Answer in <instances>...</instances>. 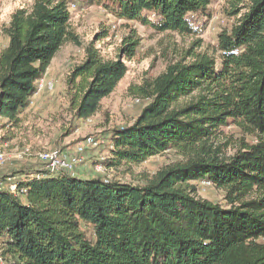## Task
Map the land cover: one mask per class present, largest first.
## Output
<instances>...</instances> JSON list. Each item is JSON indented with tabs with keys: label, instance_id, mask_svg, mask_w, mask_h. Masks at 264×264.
Segmentation results:
<instances>
[{
	"label": "trees",
	"instance_id": "1",
	"mask_svg": "<svg viewBox=\"0 0 264 264\" xmlns=\"http://www.w3.org/2000/svg\"><path fill=\"white\" fill-rule=\"evenodd\" d=\"M215 0H35L0 32V145L13 139L60 49L83 46L71 7L102 5L115 18L160 34L196 37ZM237 19L215 49L188 50L130 93L146 107L116 128L109 167H138L169 151L182 160L137 182L21 170L16 196L0 189V244L13 264H264V0H224ZM107 59L85 46L66 79L70 122L92 119L141 49L137 32ZM233 123L255 138L234 156L213 150ZM38 164V163H37ZM211 183L225 205L197 197ZM3 255V256H4Z\"/></svg>",
	"mask_w": 264,
	"mask_h": 264
},
{
	"label": "rangeland",
	"instance_id": "2",
	"mask_svg": "<svg viewBox=\"0 0 264 264\" xmlns=\"http://www.w3.org/2000/svg\"><path fill=\"white\" fill-rule=\"evenodd\" d=\"M35 0H0V28L8 25L14 12L20 9H30ZM211 19L208 22L200 21L196 26L201 30L196 37H180L175 34H160L149 27H144L134 22L123 21L114 17L102 5H89L86 7H72V28L81 37L83 46L65 44L53 59L46 76L45 82L54 85L52 91L43 89L40 92L39 101L49 100L44 111L38 117L32 113L23 115V123L18 130L13 132L14 137L9 142L0 145L7 155V163L0 167V188L7 189L9 179L21 170L40 171L41 167L33 160L19 161L16 154L22 149H30L33 153L52 149L73 150L75 146L88 137H97L104 140L100 149L88 151L80 156L79 166L88 164L93 168L98 163L99 154L111 160L109 142L116 128L131 125L140 115L148 101L137 103L129 89L139 85L144 79H152L165 71L167 66L183 58L188 50L204 52L215 49L217 37L221 31L231 29L237 19L228 16V7L224 0H215L209 7ZM102 31H108V38L98 42L96 46L104 57L114 59L121 48L124 39L137 32L141 49L138 56L128 61V73L120 82L117 89L102 102L101 111L89 121L70 122L68 101L65 97L66 79L74 66L80 64L85 56L84 49ZM8 44V39L0 32V51ZM1 129V126H0ZM5 132L0 130V136ZM255 138L236 124L230 123L222 128L217 139L213 143V150L227 159L234 156L244 145L252 144ZM98 153V154H97ZM93 156H91V155ZM90 155L91 158L87 159ZM182 157L175 151H169L163 155L153 157L138 167L127 168L125 166L100 176L107 180L126 183L137 182L142 175L153 176L161 168L175 164ZM93 163H92V162ZM111 162V161H110ZM94 170V174H95ZM77 176V175H76ZM203 181L194 183L197 189V197L211 201L215 204L225 205V194L212 184L204 186ZM0 254L4 250L0 244ZM6 261L13 264V260L7 257Z\"/></svg>",
	"mask_w": 264,
	"mask_h": 264
},
{
	"label": "built area",
	"instance_id": "3",
	"mask_svg": "<svg viewBox=\"0 0 264 264\" xmlns=\"http://www.w3.org/2000/svg\"><path fill=\"white\" fill-rule=\"evenodd\" d=\"M72 7H75V5H73ZM53 88V83L45 82V80L43 79L39 83L37 94H39L43 89L52 91ZM136 102L140 103L141 100L137 99ZM104 143V140H100L97 137H88L84 139V141L78 143L73 150L52 149L33 153L30 149H22L16 154L15 158L19 161H25L29 158L38 163V165L41 167L40 172H38L39 175H37L38 178H40L41 174L43 175V177L55 176L61 173L77 175V169L80 165V156L82 157L92 149H100L102 147V144ZM109 143V148L112 151L114 148V143L113 141ZM7 160V155L4 150H0V167L4 166L7 163ZM94 170L97 174L106 175L107 173L113 171V168L109 167L108 158L102 154H99L98 163L94 166ZM9 181L10 185L7 189L11 193L16 196H20L22 193H25V191L18 190L17 184L14 179H9ZM202 184L204 186H208L211 183L203 181ZM0 264H10L6 261V258L2 254H0Z\"/></svg>",
	"mask_w": 264,
	"mask_h": 264
},
{
	"label": "crops",
	"instance_id": "4",
	"mask_svg": "<svg viewBox=\"0 0 264 264\" xmlns=\"http://www.w3.org/2000/svg\"><path fill=\"white\" fill-rule=\"evenodd\" d=\"M42 97H40V93L39 94H37L34 98H33V100H32V105L30 106V108L26 111V114L27 113H32V114H34V115H36V116H38V117H40V116H42L41 114H39V115H37V112H35V110H39V113H41V112H43L44 111V108H45V105L46 104H49V100L47 101V100H43V102H41L40 103V99H41ZM111 142V141H110ZM92 150H94V149H92ZM91 151V150H90ZM97 151V150H96ZM98 154V153H97ZM91 155V154H90ZM88 155L87 156V159H89V158H91V156H93V155ZM98 159V157L96 158V160ZM92 162V161H91ZM93 163V162H92ZM78 173H77V176L78 177H81V178H91V177H95V176H100V174H97V173H95L94 174V170H93V168H90L89 166H88V164H85V165H82V166H79L78 167Z\"/></svg>",
	"mask_w": 264,
	"mask_h": 264
}]
</instances>
